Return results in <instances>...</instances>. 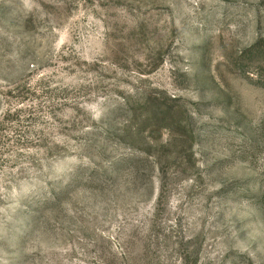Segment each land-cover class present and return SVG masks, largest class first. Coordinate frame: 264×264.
<instances>
[{
    "label": "rangeland",
    "instance_id": "rangeland-1",
    "mask_svg": "<svg viewBox=\"0 0 264 264\" xmlns=\"http://www.w3.org/2000/svg\"><path fill=\"white\" fill-rule=\"evenodd\" d=\"M0 264H264V0H0Z\"/></svg>",
    "mask_w": 264,
    "mask_h": 264
}]
</instances>
